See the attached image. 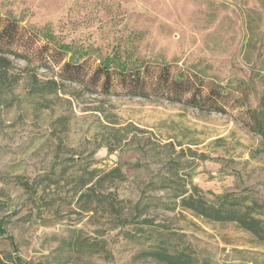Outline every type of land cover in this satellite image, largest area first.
Instances as JSON below:
<instances>
[{"label":"rangeland","instance_id":"1","mask_svg":"<svg viewBox=\"0 0 264 264\" xmlns=\"http://www.w3.org/2000/svg\"><path fill=\"white\" fill-rule=\"evenodd\" d=\"M14 19L30 30L49 26L63 43L82 45L93 68L120 48L149 67L151 86L140 97L118 84L109 95L67 82L47 101L31 94L25 74L7 92L0 108V257L166 264L149 255L164 244L201 264H264V242L237 224L164 209L161 199L173 204L166 191L146 189L141 217L133 208L151 179L170 175L171 159L188 187L192 181L203 191L264 204V137L245 126L247 110L258 109L264 97V0H0V27ZM9 57L16 72L28 68L43 81H59V67ZM164 66L204 95L217 91L225 113L185 103L191 93L171 102L152 91ZM107 126H129L128 139L113 148ZM115 168L124 180L108 176ZM93 172V194L82 200L87 187L80 192L77 181ZM116 200L119 207L111 209ZM146 216L161 231L147 228L139 241L129 240L126 233H136Z\"/></svg>","mask_w":264,"mask_h":264},{"label":"trees","instance_id":"2","mask_svg":"<svg viewBox=\"0 0 264 264\" xmlns=\"http://www.w3.org/2000/svg\"><path fill=\"white\" fill-rule=\"evenodd\" d=\"M13 56L16 59H24L30 63H38L43 65L59 67L57 73V81L54 78L50 80H41L38 75L31 74L28 68L16 72L13 60L9 57ZM91 54L88 49L82 45L78 46L75 43H63L53 33L49 26L43 28L27 29L22 27L17 20H10L6 22L4 27H0V108L6 106L8 99L7 92H13L24 79L25 74L29 82L31 94L42 97L48 100L53 95L57 96L64 92L65 84L67 82L84 85L86 87L100 88L105 94L111 95L116 87V84L122 88L133 90L132 93L138 96H148L150 85L145 77L146 70L149 67L137 65L127 56L120 48H115L111 51L95 68L89 65ZM151 86V85H150ZM188 87V88H186ZM186 88V91L185 89ZM160 92L163 97L169 101L183 102L185 96L191 93L185 103L199 108L205 109L203 102L207 103L210 110L224 112V108L217 104L218 99L215 100L217 91L210 89L207 95H204L202 87L195 86V82L189 78H174L171 75L169 66H164L163 70L156 76L153 90ZM215 100V101H212ZM260 107L255 110H247V117L245 126L253 133L264 137V97L261 99ZM97 111H102L98 109ZM58 121L61 126L67 127L64 118H59ZM110 124H115L116 121H111ZM129 127V126H128ZM128 127L113 126L109 129L107 137L112 143L115 142V147H119L124 141L128 139L126 129ZM102 137H105L104 134ZM110 148L109 152H113ZM170 167H173L169 176H159L156 179H151L145 185L144 191L141 193L140 200L134 205V211L138 218L145 214L146 205L144 204L146 189L155 191H166L171 197L173 204L167 205L163 199L161 203L164 209L175 210L176 207H181L183 210L193 212L197 217L207 219L215 223H233L237 226L251 233L259 242H264V204L260 203L252 196H242L232 192H225L219 195L211 191H203L200 187L187 181L180 175L179 170L176 169L177 163L174 159L170 160ZM95 172L89 173L78 179L77 183L80 185V192L87 187V193H81L80 199L85 200L86 196H91L95 184L93 180ZM108 176H116L120 180L126 177L120 168H115ZM184 181V186L181 185ZM101 181L97 184L100 185ZM188 183V184H189ZM29 191H36L35 186L25 183ZM93 186H90V185ZM186 185V186H185ZM111 203V209H117L119 204ZM130 225L129 223H125ZM153 226V227H152ZM136 233H126L129 240L139 241V237H144L147 233V228H155L159 230L158 226H154L151 217L146 216L139 223L135 224ZM161 231V230H159ZM150 239V238H149ZM11 244L15 246L12 238ZM16 249V248H15ZM150 256L156 258L159 262L166 264H201L194 256L186 250L170 251V246L162 244L159 248L149 253ZM17 264H27L19 257L13 259ZM9 258L3 259L0 257V264H13ZM209 264V263H207Z\"/></svg>","mask_w":264,"mask_h":264}]
</instances>
